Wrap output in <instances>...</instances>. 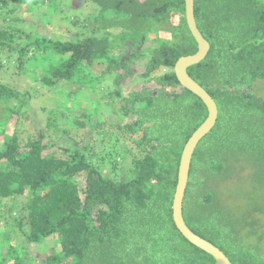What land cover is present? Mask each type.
<instances>
[{"label":"trees","instance_id":"trees-1","mask_svg":"<svg viewBox=\"0 0 264 264\" xmlns=\"http://www.w3.org/2000/svg\"><path fill=\"white\" fill-rule=\"evenodd\" d=\"M23 3L0 0V23L5 26L0 29V46L15 49L13 42L22 39L18 58L29 47L49 52L54 61L40 82L51 89L62 82L92 88V77L83 79L80 73L103 63L100 76L112 75L114 84L113 91L106 89L105 94L114 105L117 98V114L133 116L130 122L115 125L121 127L119 134L128 136V144L103 131L96 143L103 150L99 152L93 141H75L64 129L60 130L64 137L56 134L54 142L53 135L49 137L48 144L55 148L46 153L47 135L41 130L22 151L16 136L3 143L0 201L28 192L25 217L17 220L19 228L23 224L27 229L25 240L36 244L53 235L58 238L60 250L51 249L38 264H213L210 254L179 233L172 217L180 153L207 117L201 99L183 88L173 72L180 57L197 51L185 22L184 0H69V11L90 3L99 14L86 37L73 34L64 41L17 28ZM64 3L34 0L50 14L64 12ZM194 18L210 48L186 73L212 97L218 117L192 154L183 219L232 264H264V230L249 219L250 207L260 214L264 206V192L257 191L260 183L264 190V98L252 90L256 81L264 80V2L194 0ZM172 20L177 23L171 36L161 39L159 26ZM151 36L153 45L147 44ZM142 60L146 61L139 74L143 87L124 93L120 84L134 76V64ZM159 69L166 72L155 74ZM13 97L23 102L0 86V99ZM74 123L85 126L79 119ZM84 134L92 139L87 130ZM239 156L253 161L256 184L251 192L258 195L251 194L257 197L251 202L244 199L245 207L237 205L241 208L237 214L222 212L219 191L213 193L208 181L220 182L229 157ZM127 157L131 165L123 170L116 159ZM82 175L80 186L77 177ZM8 254L10 264H31L16 248L9 247Z\"/></svg>","mask_w":264,"mask_h":264},{"label":"rangeland","instance_id":"rangeland-1","mask_svg":"<svg viewBox=\"0 0 264 264\" xmlns=\"http://www.w3.org/2000/svg\"><path fill=\"white\" fill-rule=\"evenodd\" d=\"M65 1L66 6L65 3L63 4L64 12L50 14L46 11L44 4L39 6L34 4V0H24L18 12L20 21L16 24V27L22 29L23 32H37L40 35L52 39H61L62 41L73 34H76L80 39L86 37L94 28V18L99 14L98 8L86 3L69 11L67 10L71 7L68 4L69 0ZM261 1L264 2V0ZM74 21H77V24H73ZM176 23V20H172L166 25L159 26V37L161 39L169 38ZM4 28L5 26L0 23V29ZM116 32L114 31V33ZM20 42H22V39L13 42L16 46L15 49L10 48L8 50L7 47L0 46V86L10 89L23 99L22 103L14 97L0 99V149L4 146L5 141L16 136L20 151H22L26 141L29 138L34 139L35 134L41 130L47 135L43 139L46 153V151L55 148L54 144H48L49 137L53 135V142L58 140L54 139L56 134L64 137V134L60 131L62 129L71 135L75 141L79 142L82 138V140L93 141L94 149L98 152L102 149L100 148L101 145L96 143L99 137H102L103 131H111L112 134H116L120 144H128V136L121 135L118 132L121 131V125L133 120V116L117 114V98H115L114 105V100L105 94L106 89L113 91L114 84L112 83V75L100 76L104 69L103 63L96 62L88 70L80 73L83 79L92 77L94 85L90 89L85 88L83 84L74 82H62L56 89L47 88L40 82V78L41 74L47 70L49 63L54 61V57L49 52L41 54V51H35L33 47H29L27 53L22 58H18L17 49L22 45ZM154 42V37L151 36L147 44L153 45ZM145 62V60L136 62L134 64V76L125 79L120 84V88L123 89L124 93L140 90L143 87L139 74L142 72ZM163 72H166V70L159 69L155 74L160 75ZM144 86L155 88L153 83H146ZM252 90L254 94L264 98V80L256 81ZM84 113L89 115L88 118L82 117ZM76 119L81 120L85 126L77 127L74 123ZM96 123H99V125H96ZM86 130L89 133L88 135L92 136V139H85L87 138V134H84ZM103 142L107 146V143ZM116 160L123 166V170L131 165L128 157L117 158ZM247 160H249V163ZM252 162L250 157H229L224 178L217 184L212 183L211 180L208 181L213 187V193L219 191L221 197L218 195V200L222 212L231 210L234 214H237L241 210L238 206L245 207L244 199L251 202L252 199L257 198L251 196V194L258 195V192H264L261 183L258 192H251V188L256 184L255 179H253L256 169ZM229 169H231V172ZM77 181L81 186L83 175L77 177ZM27 194L28 192L22 196L0 201V262H5V264L11 263V258L8 256L9 247L16 248L23 260L31 264L44 261L47 252L51 249L55 252L60 250V245L57 243L58 238L55 235L36 244H29L25 240L27 229L23 224L19 228L17 220L25 217L26 210L24 206L27 202ZM250 210L253 212V216L249 219L255 221L259 229L263 231L264 206L263 212L260 214L254 212L253 207H250Z\"/></svg>","mask_w":264,"mask_h":264},{"label":"water","instance_id":"water-1","mask_svg":"<svg viewBox=\"0 0 264 264\" xmlns=\"http://www.w3.org/2000/svg\"><path fill=\"white\" fill-rule=\"evenodd\" d=\"M184 10L185 22L197 44V51L193 55L180 57L173 66V72L176 74L178 82L183 88L201 99L206 108L207 117L185 142L180 153L177 182L171 201L172 217L174 225L179 233L190 244L210 254L214 259L213 264H232L223 251L209 241L194 234L185 224L183 219L182 201L188 182L192 154L201 138L214 127L218 117L217 107L212 97L200 84L194 81L189 74L186 73L188 67L198 64L203 58H205L210 45L203 37L200 30L196 27L194 18V0H184Z\"/></svg>","mask_w":264,"mask_h":264}]
</instances>
